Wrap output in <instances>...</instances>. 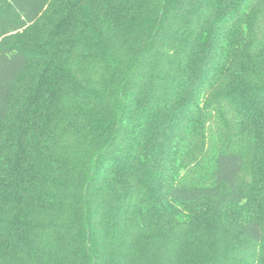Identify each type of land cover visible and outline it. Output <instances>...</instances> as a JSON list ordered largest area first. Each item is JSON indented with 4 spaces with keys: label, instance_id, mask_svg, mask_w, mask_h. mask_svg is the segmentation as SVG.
Segmentation results:
<instances>
[{
    "label": "trees",
    "instance_id": "trees-1",
    "mask_svg": "<svg viewBox=\"0 0 264 264\" xmlns=\"http://www.w3.org/2000/svg\"><path fill=\"white\" fill-rule=\"evenodd\" d=\"M0 264H264V0H0Z\"/></svg>",
    "mask_w": 264,
    "mask_h": 264
}]
</instances>
